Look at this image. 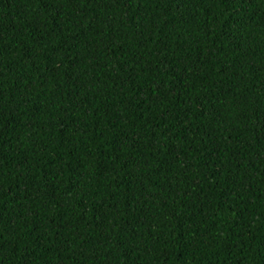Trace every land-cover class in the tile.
Segmentation results:
<instances>
[{
    "label": "trees",
    "instance_id": "trees-1",
    "mask_svg": "<svg viewBox=\"0 0 264 264\" xmlns=\"http://www.w3.org/2000/svg\"><path fill=\"white\" fill-rule=\"evenodd\" d=\"M0 264H264V0H0Z\"/></svg>",
    "mask_w": 264,
    "mask_h": 264
}]
</instances>
